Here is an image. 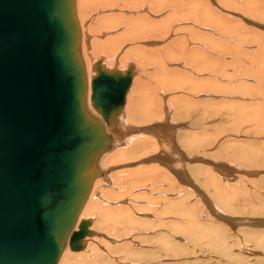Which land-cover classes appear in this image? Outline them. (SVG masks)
<instances>
[{"label":"bare ground","instance_id":"1","mask_svg":"<svg viewBox=\"0 0 264 264\" xmlns=\"http://www.w3.org/2000/svg\"><path fill=\"white\" fill-rule=\"evenodd\" d=\"M73 8L86 107L110 142L72 227L91 233L80 249L68 233L55 264H237L264 250V0ZM98 60L131 69L111 121L90 103Z\"/></svg>","mask_w":264,"mask_h":264},{"label":"water","instance_id":"2","mask_svg":"<svg viewBox=\"0 0 264 264\" xmlns=\"http://www.w3.org/2000/svg\"><path fill=\"white\" fill-rule=\"evenodd\" d=\"M73 0H0V264H55L110 142L86 107ZM90 103L107 121L131 82L99 60Z\"/></svg>","mask_w":264,"mask_h":264},{"label":"rangeland","instance_id":"3","mask_svg":"<svg viewBox=\"0 0 264 264\" xmlns=\"http://www.w3.org/2000/svg\"><path fill=\"white\" fill-rule=\"evenodd\" d=\"M121 114H122V111H121V113H120V117H121ZM118 143V142H117ZM101 179H102V177L101 176H99ZM107 177V176H106ZM103 180V179H102ZM243 213V214H242ZM242 213H240L241 214V217H252V214H251V212H250V210L249 209H247L246 210V212L245 211H243ZM247 225V224H246ZM89 228H91V224L89 225ZM241 234H242V232H239V238H241ZM249 245H251V243H249ZM67 249H69V247L67 246L66 247ZM84 249V248H83ZM82 250V249H81ZM263 251V252H262ZM251 252H253L254 254H253V256L254 257H248L247 259L246 258H244V256H243V260L242 261H239L237 264H249V262H250V264L252 263V264H263L264 263V250L262 249L261 250V248H257V246L256 245H252L251 246ZM246 255H247V253H246ZM123 256V255H122ZM124 257V256H123ZM255 258H260V260H255ZM148 259H150V258H148ZM194 262V261H193ZM196 262V261H195ZM194 262V264H209L208 263V261L205 259L204 261H202V262H200V263H195ZM207 262V263H206ZM146 264H153V262L151 261V262H148V261H146ZM172 264H177V263H172ZM179 264V263H178ZM210 264H229L226 260L225 261H220V262H218L217 260L215 261H213V262H211Z\"/></svg>","mask_w":264,"mask_h":264}]
</instances>
